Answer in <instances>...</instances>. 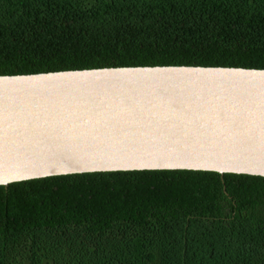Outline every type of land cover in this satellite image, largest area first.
<instances>
[{
	"label": "trees",
	"instance_id": "1",
	"mask_svg": "<svg viewBox=\"0 0 264 264\" xmlns=\"http://www.w3.org/2000/svg\"><path fill=\"white\" fill-rule=\"evenodd\" d=\"M166 65L264 69V0H0V75ZM0 264H264V176L0 185Z\"/></svg>",
	"mask_w": 264,
	"mask_h": 264
},
{
	"label": "water",
	"instance_id": "2",
	"mask_svg": "<svg viewBox=\"0 0 264 264\" xmlns=\"http://www.w3.org/2000/svg\"><path fill=\"white\" fill-rule=\"evenodd\" d=\"M144 169L264 176V69L0 75V185Z\"/></svg>",
	"mask_w": 264,
	"mask_h": 264
}]
</instances>
